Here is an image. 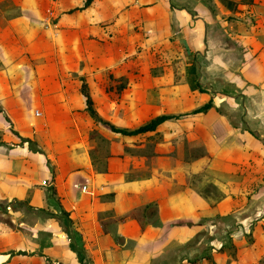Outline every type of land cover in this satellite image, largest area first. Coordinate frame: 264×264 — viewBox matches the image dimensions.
<instances>
[{
  "label": "crops",
  "instance_id": "crops-1",
  "mask_svg": "<svg viewBox=\"0 0 264 264\" xmlns=\"http://www.w3.org/2000/svg\"><path fill=\"white\" fill-rule=\"evenodd\" d=\"M84 1L0 0V264H243L240 254L254 248L246 238L264 237L251 231L264 216V0L240 2L239 15L222 0ZM50 8L55 28L44 26ZM174 28L188 31L197 85L210 80L212 105L193 113V158L159 161L151 172L128 174L114 161L95 169L100 145L83 127L91 119L77 116L86 103L69 85L70 65L81 69L110 47L120 53L135 32L148 51L168 54L174 42L182 52ZM56 46L72 60L65 69ZM221 95L241 112L239 123L206 117L211 107L229 110ZM170 119L116 132L130 139ZM225 214H236L239 229L226 233ZM196 230L205 234L193 241ZM254 243L244 264H264Z\"/></svg>",
  "mask_w": 264,
  "mask_h": 264
},
{
  "label": "rangeland",
  "instance_id": "rangeland-1",
  "mask_svg": "<svg viewBox=\"0 0 264 264\" xmlns=\"http://www.w3.org/2000/svg\"><path fill=\"white\" fill-rule=\"evenodd\" d=\"M184 1L186 0H177L176 2L181 4ZM239 3L236 6L232 5L229 10L238 15L244 12L246 6L239 8ZM53 10L50 8L46 11L49 15V23L46 22V16L43 19L44 26L47 28L48 26L56 27L54 23L57 21V16ZM228 14L229 17H234L231 12H228ZM184 24L185 22H182L181 26H184ZM181 29L184 31L183 28ZM135 30L138 31L139 29L136 28ZM174 31L175 35L179 37L182 35V38H180L182 41L184 40V43L182 42L184 45H182V52L175 50L177 47L174 46V42L171 43L172 49L168 50V54L154 51L151 47L148 51L143 46L141 37L135 32L134 37L128 38V43H119L120 53H117L114 47H110L105 49L108 53L111 51L110 54L104 57L101 50L94 60L81 62V69H78L77 64H73L71 67L69 62L72 60H68L63 46L55 47V61L59 68L65 69L70 65L69 71H72V74L69 78V85L73 84L79 87L82 83L86 84V88L93 99V107L100 118L94 120L85 107L77 111L78 117L91 119V124L83 125V127L88 130L87 134L94 137L93 141L100 145V150L97 149L91 153L95 169L107 167L108 161H114V165L127 166L132 169L127 171L128 174L133 171L134 173L136 171L151 172L157 170L159 161L168 165L171 162L173 163L172 158H176L178 161L181 160V162L193 158V116H197L191 110L209 99L208 94L205 92L208 91L206 87H209L208 82L210 80H205V83L201 82L202 87L197 85L199 79L193 73V44L190 41L187 42V38L183 37L184 32L188 33V31L185 30L181 34H179L178 29L174 28ZM183 47L186 48V51ZM94 50H96V47L92 46L90 51ZM179 57L180 59H178ZM33 64L31 61V65ZM193 88L201 93L193 95ZM220 97L222 102L229 106V110L211 107L206 117L211 119L214 116L219 117L220 114H223V116L229 117L233 123H239L238 118L241 112L232 109L233 103L230 101V97L227 95H221ZM162 112L180 114L175 119H170L161 124L155 132L135 135L130 139L110 128V124L127 128L133 127ZM198 115L200 118L203 116L202 114ZM197 136L203 137L201 132H198ZM198 145L199 147L194 150V153L203 151V146ZM109 155L112 157H108ZM159 155L161 156L159 157ZM166 158L172 160H166ZM224 220L226 222V226H224L226 233L232 232L236 228L239 229L236 214H225ZM256 225V222L251 225V231L256 229L259 232L260 230L264 232V216L261 226L256 227ZM199 233L200 235H198ZM203 234H205L204 230H196L194 234L196 237L193 238V241L203 238ZM246 240L254 248L252 250L249 247L240 254V259L243 260H241L242 263L253 260L255 256L254 249L257 246L255 243L253 246L255 240L259 241L258 250H263L260 260L264 261V237L249 236ZM200 244L201 242L199 246ZM226 247V251L238 260L235 256L236 245L231 242L229 245L226 244ZM193 257H197L194 252ZM231 261L232 259H227V263ZM209 263L215 264L216 262L210 258Z\"/></svg>",
  "mask_w": 264,
  "mask_h": 264
},
{
  "label": "trees",
  "instance_id": "trees-1",
  "mask_svg": "<svg viewBox=\"0 0 264 264\" xmlns=\"http://www.w3.org/2000/svg\"><path fill=\"white\" fill-rule=\"evenodd\" d=\"M89 2H90V0H85L83 6H86ZM222 2L228 8H231L232 5L236 6V4L239 3L240 1L239 0H222ZM80 90L83 93V95L85 96V103H86L85 108H87L91 117L94 120L100 119L97 116V113L93 107V99H92L90 93L88 92L85 83H82L80 85ZM211 105H212V101L208 100L207 102H205L201 106H199L195 109H192L191 112L204 111L207 108H209ZM179 114L180 113L163 112V113H160V114H157V115L150 117L147 121L143 122L142 124H140L138 126L132 127V128L114 126L113 124H110V128L112 130L120 132L122 134H137V133H141V132L155 130L160 123H162L163 121H165L168 118H172V117L176 118L179 116ZM195 262H196V260L193 259L192 263H195Z\"/></svg>",
  "mask_w": 264,
  "mask_h": 264
},
{
  "label": "built area",
  "instance_id": "built-area-1",
  "mask_svg": "<svg viewBox=\"0 0 264 264\" xmlns=\"http://www.w3.org/2000/svg\"><path fill=\"white\" fill-rule=\"evenodd\" d=\"M35 113L38 115V114H40L41 112H40L38 109H35Z\"/></svg>",
  "mask_w": 264,
  "mask_h": 264
}]
</instances>
